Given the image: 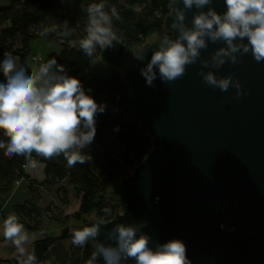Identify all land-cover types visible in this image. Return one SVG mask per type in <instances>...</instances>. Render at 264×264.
Segmentation results:
<instances>
[{"label":"water","instance_id":"1","mask_svg":"<svg viewBox=\"0 0 264 264\" xmlns=\"http://www.w3.org/2000/svg\"><path fill=\"white\" fill-rule=\"evenodd\" d=\"M210 6L220 13L225 7L223 0H213ZM175 7L184 12V25L191 27L193 16L208 6L185 9L178 2ZM173 19L175 12H169L163 21L171 37L178 35L168 27ZM158 40L153 37L133 48L118 69L130 93L138 135H147L152 147L108 191L116 212L96 239L109 242L106 234L115 223L147 221L141 231L150 237V247L179 239L191 264H264V63L248 54L236 64L213 69V53L226 45L206 40L197 63L188 66L182 78L165 84L157 77L147 86L140 69ZM144 48L145 59H135ZM204 62L208 68H202ZM198 71L232 75L242 94L237 97L231 87L227 92L210 87ZM93 218L91 214L89 220L64 226L58 234L99 222ZM14 251L0 235V254ZM97 264H104L102 257Z\"/></svg>","mask_w":264,"mask_h":264},{"label":"clouds","instance_id":"2","mask_svg":"<svg viewBox=\"0 0 264 264\" xmlns=\"http://www.w3.org/2000/svg\"><path fill=\"white\" fill-rule=\"evenodd\" d=\"M182 2L185 9H203L195 14L191 27L184 25L185 15L175 7ZM213 0H169L170 12L175 19L168 26L178 35L161 37L153 44L150 59L140 69L147 86L160 79L167 84L185 75L188 66L197 63L201 50L207 47L206 40L215 44L223 42L226 47L216 50L211 67L219 69L226 63L236 64L240 57L250 54L257 63H264V0H223L224 11L217 12L210 5ZM87 22L78 42L85 56L91 58L97 49L104 51L113 47V42L121 43L114 30V20H120L116 7L108 6L106 0L89 3L85 8ZM68 21L62 24H41L39 35L47 37L52 33L64 40L70 33ZM150 46V45H146ZM238 54V55H237ZM147 55L145 48L134 57L143 61ZM38 66L29 70L18 63L11 53L0 60V150L7 157L27 154L25 167L36 170L40 161L63 157L68 168L85 164L90 156L84 151L96 134V117L105 111V105L98 104L89 95L80 79L68 73L55 56L44 60L38 57ZM202 68H208L204 62ZM202 80L213 88L227 92L236 89L239 97L241 85L232 75L217 76L214 71H198ZM114 131H119L118 126ZM106 213L107 209L104 210ZM102 221L90 226L74 228L71 243L82 247L91 241L94 251L86 264H97L102 257L104 264H191L186 245L179 239H170L150 247V237L141 231L147 221L139 225L115 223L107 232V243L97 241ZM223 227V225H221ZM0 235L15 248L18 264H38L35 250L26 247L31 237L25 231L19 218L10 214L0 225Z\"/></svg>","mask_w":264,"mask_h":264},{"label":"trees","instance_id":"3","mask_svg":"<svg viewBox=\"0 0 264 264\" xmlns=\"http://www.w3.org/2000/svg\"><path fill=\"white\" fill-rule=\"evenodd\" d=\"M99 0H9L0 7V60L11 53L21 61L30 55V44L39 39L56 40L60 45L57 62L64 65L68 73L84 81L90 66V60L97 55L111 64L112 69L105 76L97 75L88 80V89L98 104L105 105V111L97 114L96 134L94 140L102 145V137L108 133L113 145L122 146V152L113 155L103 149L102 162L96 168L85 164H76L68 168L64 158L43 160L35 153L32 156L43 165L44 180L41 183L30 180L25 174L27 154L7 157L0 150V214L7 201L15 193V184L24 180L27 182L28 199L21 205L14 206V211L24 224L25 231L39 233L43 221L58 222L66 226L74 220L82 222L93 214V220L108 222L114 217L116 210L109 201L108 191L119 182L123 173L131 171L148 154L152 141L147 135H138V125L133 122L129 105L130 93L123 75L116 68L128 60V53L133 48L140 47L153 37L161 38L171 35L163 30V21L168 16L169 0H106L108 6H115L120 14V20H114V30L121 43L113 42V47L104 50L97 49L89 58L70 41L79 40L87 22L84 8ZM68 21L69 35L61 40L54 32L47 37L38 33L41 24H62ZM23 64V63H22ZM25 65V64H24ZM29 70L30 67L25 65ZM2 82V77H0ZM118 126L119 131H114ZM0 139H4L0 134ZM66 182L71 190L78 195V208L73 214L61 217L48 215L51 204L44 210L42 203L44 194L52 193L62 206L67 205L66 192L60 187ZM63 195V198H61ZM107 209L106 213L104 210ZM71 229V228H70ZM72 231L65 236L61 233L54 236H42L33 242L29 251L35 250L38 264H86L94 251L93 243L78 247L71 243ZM10 264H18L16 255L10 259Z\"/></svg>","mask_w":264,"mask_h":264},{"label":"rangeland","instance_id":"4","mask_svg":"<svg viewBox=\"0 0 264 264\" xmlns=\"http://www.w3.org/2000/svg\"><path fill=\"white\" fill-rule=\"evenodd\" d=\"M60 50H61L60 45L58 44L56 40L39 39L30 44V55L27 58H25L23 61L26 65L32 68L34 66H38V63L32 62L31 58L33 56H40V57H43L45 60L47 55L49 54L58 55ZM111 68H112L111 64L106 62L103 59V56L101 54L92 58L90 60L89 69L86 73V79L82 81L85 89L88 87V80L91 77L97 76V75L105 76L109 73ZM118 69L119 67L116 68L117 72H118ZM101 139H102L103 146H100L94 140L93 143L89 147L84 149V151L86 150V153L90 156L87 162L93 168H96L97 165L101 164V158H102L101 154L103 153V149H106L110 152L114 150L112 152L113 155H116L122 152L123 150L122 146L113 145L112 143L113 140L108 133L104 134V136ZM130 172L131 171L127 173H130ZM60 187L63 188L64 191L66 192L65 199L67 201V205L62 206L57 198L55 199V201H53V199L51 200V196L49 195L48 199H46V201L43 203V204H46L48 202L49 205L51 204L48 215L57 214V215H60L61 217H64V216L73 214L74 212H76L78 208V199H79L78 195L71 190L68 184L61 183ZM61 198H63V195H61ZM10 214H14L18 217V215L14 211V208L10 204H8L7 207H5V211L2 214H0V225H2L3 219ZM90 217L91 215L87 216L86 219L89 220ZM71 223L79 224V222L70 220L67 222L66 226H70ZM62 227H64V225L58 222L48 221L47 219H45L39 228V231H40L39 233H29L26 231L31 237V242L27 245L28 250L31 249L33 242L40 239L42 236L58 235V230L61 229ZM14 252L12 254H14ZM8 257L9 255H5L4 253H1L0 264H10L9 262L10 259H7Z\"/></svg>","mask_w":264,"mask_h":264},{"label":"crops","instance_id":"5","mask_svg":"<svg viewBox=\"0 0 264 264\" xmlns=\"http://www.w3.org/2000/svg\"><path fill=\"white\" fill-rule=\"evenodd\" d=\"M8 2H9V0H0V7L6 6L8 4ZM17 62L21 63V64L22 63L25 64L23 60L21 61L18 58H17ZM30 69H31V67H30ZM87 89H88V87L86 88V90ZM85 152H86V150H85ZM101 162H102V159H101ZM24 171H25V174L30 178V180L36 181L37 183H41L44 180L43 165L42 164H40V167L36 170H32L30 168L25 167ZM62 183L67 184L65 181ZM14 188H15V193L7 201V204L5 207H7V205L10 204L14 208V206L21 205L25 200L28 199V190H27V182L26 181L21 180L20 182H18V184ZM53 192L44 194V196H43L45 198L44 200L48 199V197L50 195L51 200L53 199V201H55L56 198H55ZM4 211H5V208H4L3 212ZM14 255H16V252H14V254L9 255V257L7 259H11ZM0 258H1V254H0Z\"/></svg>","mask_w":264,"mask_h":264},{"label":"built area","instance_id":"6","mask_svg":"<svg viewBox=\"0 0 264 264\" xmlns=\"http://www.w3.org/2000/svg\"><path fill=\"white\" fill-rule=\"evenodd\" d=\"M38 57H40V56H33L32 58H31V60H32V62H36V63H39V60L37 59ZM18 184V182L15 184V186ZM46 200H44L43 199V203L45 202ZM42 203V209L44 210L48 205H49V203L47 202L46 204H43Z\"/></svg>","mask_w":264,"mask_h":264}]
</instances>
